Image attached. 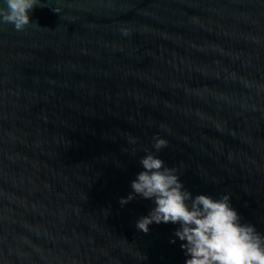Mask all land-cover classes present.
<instances>
[{
    "label": "water",
    "instance_id": "water-1",
    "mask_svg": "<svg viewBox=\"0 0 264 264\" xmlns=\"http://www.w3.org/2000/svg\"><path fill=\"white\" fill-rule=\"evenodd\" d=\"M30 19L0 24V264H185L179 224L145 234L154 202L119 203L145 150L264 233V0H40Z\"/></svg>",
    "mask_w": 264,
    "mask_h": 264
},
{
    "label": "clouds",
    "instance_id": "clouds-1",
    "mask_svg": "<svg viewBox=\"0 0 264 264\" xmlns=\"http://www.w3.org/2000/svg\"><path fill=\"white\" fill-rule=\"evenodd\" d=\"M38 3L40 0H0V24L24 31L32 23L30 12ZM123 33L127 35L128 30ZM153 140L157 152L168 146L164 138L155 136ZM135 142L136 138L129 137V143ZM145 151L140 159L143 170L131 182L132 192L119 200L121 206L137 196L154 202L149 214L136 221L138 230L147 234L153 223L179 224L174 235L189 257L185 264H264V233L241 222L230 193L218 199L206 194L193 197L181 182L178 168L166 166L154 152Z\"/></svg>",
    "mask_w": 264,
    "mask_h": 264
}]
</instances>
